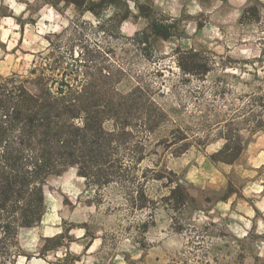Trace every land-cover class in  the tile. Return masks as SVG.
<instances>
[{
    "label": "rangeland",
    "instance_id": "obj_1",
    "mask_svg": "<svg viewBox=\"0 0 264 264\" xmlns=\"http://www.w3.org/2000/svg\"><path fill=\"white\" fill-rule=\"evenodd\" d=\"M90 1L0 0L1 81L94 83L129 107L97 166L108 178L49 176L41 221L4 241L0 264L65 251L75 264H264V0ZM226 128L245 141L232 163L210 158ZM175 181L189 195L176 207ZM64 229L67 247L44 250Z\"/></svg>",
    "mask_w": 264,
    "mask_h": 264
},
{
    "label": "trees",
    "instance_id": "obj_2",
    "mask_svg": "<svg viewBox=\"0 0 264 264\" xmlns=\"http://www.w3.org/2000/svg\"><path fill=\"white\" fill-rule=\"evenodd\" d=\"M64 1L77 6L86 2ZM91 3L82 7L95 12ZM128 12L129 5L124 3V15ZM153 26L161 38L170 36L169 26ZM106 95L107 90L94 83L73 86L61 81L52 89L27 78L15 85L0 80V250L5 240L16 238L19 228L41 221L46 208L43 188L49 176L74 167L79 176L92 177L95 182L108 178L97 166L111 155V144L118 140L114 131L120 129L119 133L125 134L128 130L117 120L129 107L126 101ZM108 119L112 121L110 129L105 125ZM221 132L223 143L210 158L232 163L240 156L245 141L236 129ZM182 193L189 196L184 184L175 181L169 189L175 207L185 202ZM67 234L64 229L44 237L43 249L67 247L68 243H63ZM68 240L72 241L73 236L69 235ZM90 242L85 243L83 250L88 249ZM78 260L80 254L65 251L58 264H75Z\"/></svg>",
    "mask_w": 264,
    "mask_h": 264
}]
</instances>
